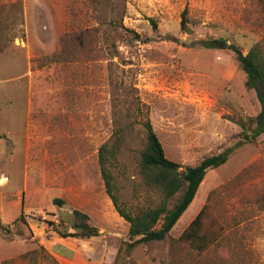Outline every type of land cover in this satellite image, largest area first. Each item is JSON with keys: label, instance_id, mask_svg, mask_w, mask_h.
Instances as JSON below:
<instances>
[{"label": "rangeland", "instance_id": "rangeland-1", "mask_svg": "<svg viewBox=\"0 0 264 264\" xmlns=\"http://www.w3.org/2000/svg\"><path fill=\"white\" fill-rule=\"evenodd\" d=\"M85 29L98 52L76 49L73 59L68 35ZM205 39L222 42H197ZM257 41L264 0H0V223L12 230L0 229V264L111 263L120 247L119 264H264V133L237 137L261 103L230 48L247 53ZM147 118L184 165L235 151L208 170L165 239L128 251L129 223L106 191L99 148L121 137L111 170L122 206L157 200L139 170ZM206 203L205 231L219 239L198 253L173 239ZM75 209L98 236L54 231L51 221L72 230Z\"/></svg>", "mask_w": 264, "mask_h": 264}, {"label": "trees", "instance_id": "trees-1", "mask_svg": "<svg viewBox=\"0 0 264 264\" xmlns=\"http://www.w3.org/2000/svg\"><path fill=\"white\" fill-rule=\"evenodd\" d=\"M186 13L185 10L181 22L182 29L186 27ZM150 22L155 30L158 29V22L155 18L151 17ZM125 29L140 37V34L135 30ZM96 36L97 34L90 29L69 34L68 37L77 46L71 51L73 59L77 58V55L74 54L75 50H80V48H86L91 55H96L98 52L95 47ZM197 42L203 47L217 48L222 41L219 39H205ZM230 48L235 52L239 66L246 73V87L256 91L261 103V109L255 116H248L241 121V130L237 134V137L245 142H253L264 133V42L257 41L249 48L247 53H244L235 44H231ZM67 51L68 44L67 46L63 45V51L56 53L52 58L55 61L65 59L62 55ZM144 127L146 144L140 152L139 170L146 189L158 198L157 200L152 199L151 203L145 207L131 209L122 206L115 192V177L111 167L117 160L121 137L116 135L113 143L105 142L99 148V162L106 191L117 212L129 223L128 236L130 241L127 242L126 247L128 251L138 244H148L165 239L194 200L208 170L225 164L235 151L234 146L226 147L219 153L204 156L193 165H184L167 156L163 143L149 118L144 122ZM54 202L59 206L65 204V200L62 198H55ZM208 209L209 205L206 203L179 237L173 240L187 243L191 249L198 253L206 250L213 242L217 241L219 239L218 234L206 232L204 228V220ZM72 214L74 219L70 225L72 230L62 229L60 224L54 221L50 223L54 231L61 237L90 238L100 234L98 228L89 223L87 213L75 209ZM18 221H25L24 211L15 219L14 223ZM62 222L64 223V220ZM0 229L9 234L12 232L9 226L2 223H0ZM121 251L122 247L119 248L113 262L103 264H119ZM131 264L136 263L132 262Z\"/></svg>", "mask_w": 264, "mask_h": 264}]
</instances>
